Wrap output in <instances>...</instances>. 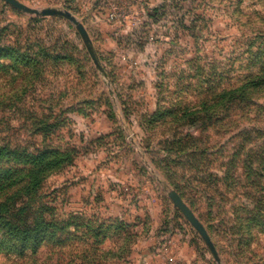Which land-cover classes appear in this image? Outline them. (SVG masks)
Masks as SVG:
<instances>
[{
	"label": "rangeland",
	"instance_id": "obj_1",
	"mask_svg": "<svg viewBox=\"0 0 264 264\" xmlns=\"http://www.w3.org/2000/svg\"><path fill=\"white\" fill-rule=\"evenodd\" d=\"M17 1L69 12L101 69L69 20L0 0V44L17 57L16 74L0 69V170L52 161L9 205L44 242L18 237L0 264H264V176L251 184L264 170V80L232 105L222 97L264 78V0Z\"/></svg>",
	"mask_w": 264,
	"mask_h": 264
},
{
	"label": "trees",
	"instance_id": "obj_2",
	"mask_svg": "<svg viewBox=\"0 0 264 264\" xmlns=\"http://www.w3.org/2000/svg\"><path fill=\"white\" fill-rule=\"evenodd\" d=\"M17 52V51H16ZM17 60L15 50L10 49L4 45L0 44V69L2 71H5L7 75L10 77V75L16 74V65L15 61ZM264 78H252L249 79L248 82H246L247 86L246 88L242 89H233L229 91H224L222 94V97H224V104L225 105H232L233 102L236 100H243L242 96H244L247 93V90L250 87H257L256 85H260L263 83ZM219 97L215 96L213 97V100L217 101L215 102L218 104ZM212 119V118H211ZM198 119H193V125H195V128H206V121L197 122ZM1 152V151H0ZM11 152V151H10ZM11 157L15 156L17 158V154L11 152ZM1 160V158H0ZM31 158H24L19 159V164L22 163L23 166H29V169H31L26 176L24 175H18V172L15 173H9V171L0 170V194L2 191H5L9 188H16L17 192L14 195H10L7 198H4L3 200H0V253L3 255L9 256L12 255L13 248H17L18 245L16 242L18 240V237H22V246H25V244H28L29 241H33L32 246H34L33 249H37L43 242L45 237L43 236L44 233H46L45 228H42L40 225H37L34 221L32 225H28L26 229L22 230L18 225L15 223V217L12 215V213L9 211V205L10 203H14L17 200H21L23 196H28L27 194L34 189H37L36 187L41 181V178L44 177V171L47 169L50 164H52V161H47L44 163V165H36L32 161ZM12 161V159H10ZM16 161V159H15ZM34 163V167L33 164ZM260 173L258 176H255L251 179V184L255 185V183L258 182L259 177L264 176V170L262 169L259 171ZM251 177V175H250ZM249 177V178H250ZM250 180V179H249ZM214 180L211 181V186L213 185ZM1 197V196H0ZM1 199V198H0ZM255 210L256 212H261L260 209H258V205L264 204V188L261 189V194L255 195L253 197ZM258 203V204H257ZM18 207H14V210ZM16 214L20 213L18 209L16 210ZM257 213V214H258ZM15 214V215H16ZM260 215V214H258ZM259 219V218H258ZM257 220V219H256ZM44 226V224H43ZM16 241V242H15ZM10 246V247H9ZM12 246V247H11Z\"/></svg>",
	"mask_w": 264,
	"mask_h": 264
},
{
	"label": "water",
	"instance_id": "obj_3",
	"mask_svg": "<svg viewBox=\"0 0 264 264\" xmlns=\"http://www.w3.org/2000/svg\"><path fill=\"white\" fill-rule=\"evenodd\" d=\"M4 1L13 8L17 9L18 11H22L27 14L36 15V16H61L69 20L76 27L77 31L82 37L94 63L97 65V67H99V69H101L85 28L69 12L52 9V8L37 10V9L29 8L23 5L22 3L18 2L17 0H4ZM169 197L181 211H183L189 218L192 219V215L190 211L175 192L171 191L169 193Z\"/></svg>",
	"mask_w": 264,
	"mask_h": 264
}]
</instances>
